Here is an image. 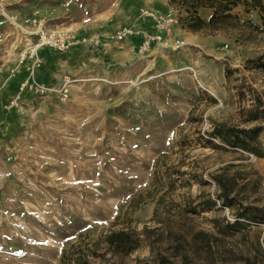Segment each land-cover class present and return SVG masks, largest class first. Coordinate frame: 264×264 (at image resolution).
<instances>
[{"label":"rangeland","instance_id":"obj_1","mask_svg":"<svg viewBox=\"0 0 264 264\" xmlns=\"http://www.w3.org/2000/svg\"><path fill=\"white\" fill-rule=\"evenodd\" d=\"M1 1L0 112L12 111L0 122V264H60L64 251L87 264H159L160 255L264 264V155L210 133L258 126L264 151V68L251 61H264V9L243 0L231 16L191 29L182 0ZM140 8L177 16L169 40L184 46L141 52L139 39L114 38L122 26L153 31ZM212 10L193 14L206 22ZM33 20L85 38L40 49L33 75L41 81L44 63L43 93L19 90ZM63 74L78 78L66 99L56 92ZM224 186L231 206L218 197ZM235 219L241 225L227 227ZM115 230L136 247L114 250L105 236Z\"/></svg>","mask_w":264,"mask_h":264},{"label":"built area","instance_id":"obj_2","mask_svg":"<svg viewBox=\"0 0 264 264\" xmlns=\"http://www.w3.org/2000/svg\"><path fill=\"white\" fill-rule=\"evenodd\" d=\"M0 10L4 11L5 7L3 2L0 0ZM139 15L143 18L151 20L153 31L138 29L134 26H122L114 33V38L121 40L127 36L135 35L139 38V51L144 52L149 50L153 43H161L163 45H171L173 48H180L184 46L185 42L180 38L170 39L171 30L174 25L178 23V18L175 15H163L155 13L147 8H140ZM7 17L14 22V17L7 14ZM33 29H23L24 31V44L25 46L21 50L19 57L20 61L26 58L32 60L29 65V74L19 84V90L43 93L48 88L47 86L37 80L33 75V69L40 64L39 51L41 48H51L58 51H65L69 47L73 46L80 40L85 38L79 36L71 30H49L46 29L44 24L39 20L32 21ZM78 78L63 74L61 82L56 92L61 99H66L69 95L70 86ZM17 98L11 99L8 107L17 105Z\"/></svg>","mask_w":264,"mask_h":264},{"label":"trees","instance_id":"obj_3","mask_svg":"<svg viewBox=\"0 0 264 264\" xmlns=\"http://www.w3.org/2000/svg\"><path fill=\"white\" fill-rule=\"evenodd\" d=\"M243 0H182V3L186 2L192 6V10H190L191 17L188 25L191 29H199L204 25H210L215 21H219L225 17H229L232 14L230 10L232 7L242 2ZM253 5L259 6L261 9H264V4L260 0H252ZM202 5H209L212 7V14L210 18L205 22L196 14V8ZM261 57H257L256 59L251 60L254 63L255 67L264 68V61H260ZM251 118L256 119L257 115L254 114ZM258 126L254 127H243L238 128L234 126H224L222 124L214 125L212 131L210 132L212 136L220 138L226 144L239 147L244 150L250 151L252 154L256 156H263L264 151L258 140L257 130ZM219 183V182H218ZM228 191L223 187V192L219 194V198L222 199V203L228 206L232 205V200L227 196ZM242 217H247L249 219L255 218L256 216L251 213H246L245 211L240 212ZM241 223L238 220H234L233 222H228L227 227L233 228L240 226ZM201 234L198 232L196 235ZM207 235V234H206ZM107 243L112 246V248L116 251L120 252H129L136 247V239L132 238L128 233L123 230H115L110 231L106 236ZM207 246L210 247V242L207 240ZM182 263L185 264L187 257L182 256ZM246 261H250L246 258ZM159 264H173L166 256L160 255L158 257ZM250 263V262H249ZM60 264H87V259L83 256V254H72L68 253V251H64L60 258Z\"/></svg>","mask_w":264,"mask_h":264},{"label":"crops","instance_id":"obj_4","mask_svg":"<svg viewBox=\"0 0 264 264\" xmlns=\"http://www.w3.org/2000/svg\"><path fill=\"white\" fill-rule=\"evenodd\" d=\"M159 4H152V6L154 7V9H157V10H159V6H158ZM167 8V7H166ZM169 11H171V10H169ZM168 11V12H169ZM141 24L142 25H146L147 27H150L152 24H151V20L150 19H148V18H145V19H142V22H141ZM129 38H130V40H131V38H136V39H139L137 36H135V35H132V36H129ZM136 39H133L134 41L136 40ZM43 50H46V48H44ZM42 51V50H41ZM45 64L43 63L41 66L43 67ZM41 67V68H42ZM41 68H39L37 71H36V75L38 76V78L41 80V81H44V82H48V78H50V74H48V73H46L45 72V69L43 70V68L41 69ZM49 75V76H48ZM3 111V112H2ZM1 112H0V122L1 123H3V118H6V114L8 113V111H12V110H2Z\"/></svg>","mask_w":264,"mask_h":264}]
</instances>
